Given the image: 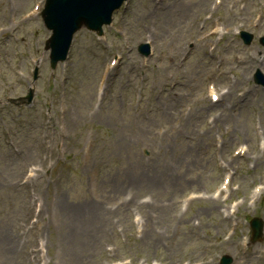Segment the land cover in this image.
<instances>
[{
	"label": "rangeland",
	"instance_id": "1",
	"mask_svg": "<svg viewBox=\"0 0 264 264\" xmlns=\"http://www.w3.org/2000/svg\"><path fill=\"white\" fill-rule=\"evenodd\" d=\"M191 8L194 9L195 6ZM146 10V2L141 0L133 15L132 21L138 23L141 20L147 21L148 24L160 30L167 40L170 39V37L181 39L185 36L184 24H181L177 29V34L172 36L170 35V29L164 27V22L159 21L158 17H145L144 14ZM87 64L90 66L93 63L88 61ZM189 65L190 74L194 76L195 68L193 65L195 64H191L189 61ZM83 74L84 70L82 68L80 54L76 52V68L72 80L77 85V97L81 99L84 105H87L89 97L92 94L93 83L85 82ZM158 76H160V73L157 72L155 68L148 66H141V70H137L133 73V77L136 79V84L134 86L136 96L129 100V105L132 109L135 108L138 110L137 116L121 117L117 115L114 105H106L102 108V110L110 116L105 122L100 123L101 128L107 130V135L101 136V146L99 145L97 149L92 151L99 157L101 166H103V176L100 178H91L89 181H86V178L81 174L74 177L66 175L64 183H57L58 189L62 188L58 191L56 189H54V191H52V189H47L46 186L43 187L42 184L39 183L24 186L21 183V177L28 163L33 161L34 155L39 153V158L45 159L46 156L51 155V150L40 146H31V150L28 153L27 151L24 153L25 148H20L17 152V156H15L9 154V149L2 145L0 141V264H28L29 252L37 247V241L42 235L47 234V232L53 243H61L63 230L57 228L53 229L51 226L47 227V224L41 226L28 224L30 212H33L36 200L40 201L43 206L45 205L44 219H47L48 215L51 214L49 220L60 223V216L55 208L58 197L63 198V200L68 203H78L88 198V188L96 194L101 192L104 194L112 182L125 179V173L129 170H135L139 164H141L142 157L140 154L144 147H149L155 141L159 140L161 136H163V140H169L175 145L165 146L163 144V146H158L155 159H158L160 162L163 160H165L166 163L171 162L184 151L183 157L187 159V161L199 163L197 169L194 168L191 171H186L188 174H191L195 180H198L201 173L212 167L209 159H214V151L207 150L206 145L209 138L204 137L203 139L196 134L195 137L189 136V134L182 135L179 131L178 123L171 121V117H164V105L159 101L156 103H160V107L158 109L154 107L153 112L142 109L143 104L141 102V95L146 91L151 80H155ZM119 105L122 106L124 104L120 102ZM245 110L249 112L247 107H245ZM113 121H116L119 134H114L110 131ZM26 122H28V120H26ZM190 123L191 125L197 124L193 122V120L190 121ZM122 124L126 125L121 127ZM73 128L74 126H72V129ZM163 129H167L168 132L163 134ZM199 129L200 128L197 127L196 132H198ZM24 139L27 145V132L24 134ZM116 156H118L117 164L115 162ZM155 164L160 165L161 163ZM181 164L184 170L187 169L186 164ZM131 165L132 167H130ZM154 167L160 168V166ZM42 179L43 183L47 182L44 177H42ZM187 189H189V187L185 184L180 190L168 194L169 188H164L161 191V195L162 198L167 196L170 198L178 197ZM30 190L35 191L33 198L39 199H30L28 202ZM55 226L58 225L55 224ZM2 230L19 236L20 243L17 253L10 251L1 240ZM98 249L99 244L94 247L92 254L86 258L87 261L83 264H93L89 262V260H93L94 262ZM53 250L57 251L59 249L53 247ZM56 255L61 258L62 264H69L60 256V253L56 252ZM96 259L98 258L96 257ZM71 263L79 264V261L71 259ZM96 263L100 264L99 260H97Z\"/></svg>",
	"mask_w": 264,
	"mask_h": 264
},
{
	"label": "bare ground",
	"instance_id": "2",
	"mask_svg": "<svg viewBox=\"0 0 264 264\" xmlns=\"http://www.w3.org/2000/svg\"><path fill=\"white\" fill-rule=\"evenodd\" d=\"M63 207H64V209H65V213L66 212H69L70 210H71V208H72V206L71 205H63ZM65 218L69 221V217H68V215H66L65 216ZM70 218L72 219V220H78L77 218H78V215H71L70 216ZM88 227H89V224H85L84 226H83V233L84 234H86V235H88V236H90V234H89V232H88ZM95 229H97V227L96 226H93ZM81 236V234H72V235H70L69 236V240L72 242V243H75V242H77V238L78 237H80ZM4 239H6V240H10L9 238H7V236H4Z\"/></svg>",
	"mask_w": 264,
	"mask_h": 264
}]
</instances>
